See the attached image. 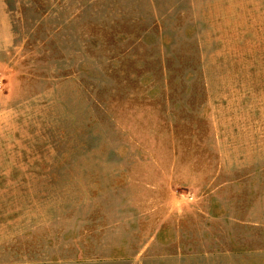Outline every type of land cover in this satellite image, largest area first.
Here are the masks:
<instances>
[{
  "label": "rangeland",
  "instance_id": "1",
  "mask_svg": "<svg viewBox=\"0 0 264 264\" xmlns=\"http://www.w3.org/2000/svg\"><path fill=\"white\" fill-rule=\"evenodd\" d=\"M0 264H264V0H0Z\"/></svg>",
  "mask_w": 264,
  "mask_h": 264
}]
</instances>
